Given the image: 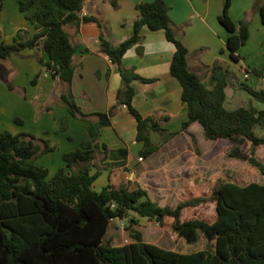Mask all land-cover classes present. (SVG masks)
I'll list each match as a JSON object with an SVG mask.
<instances>
[{"label":"trees","instance_id":"16d2710c","mask_svg":"<svg viewBox=\"0 0 264 264\" xmlns=\"http://www.w3.org/2000/svg\"><path fill=\"white\" fill-rule=\"evenodd\" d=\"M18 1L20 11L35 25L36 32L27 37L20 29L11 42H0V61L26 48L39 47L48 54L47 60L38 58L45 69L60 81L71 83L76 46L65 25L80 21L78 12L85 0ZM113 4H117L115 0ZM230 6L231 0H226L219 20L230 32L227 39L230 56L238 61L242 58L238 50L250 37V21L242 19L236 24ZM136 8L140 14L133 33L120 45L113 46L101 35L102 47L122 77L117 103L107 111L86 113L71 91L59 97L58 103L66 106L73 116L88 121L81 147L63 154L68 170L61 167L49 176V169L37 163L40 156L55 149L48 139L26 131L0 132V264H264V181L241 184L218 178L208 191H192L176 206L161 205L143 187L130 189L108 184L100 190L95 188L98 173L91 174L89 166L100 147L101 128L112 124L119 105L125 104L137 119V138L145 143L143 154H151L157 148L151 142L150 131L166 130L153 117H145L133 103V81L152 79L142 77L123 63L126 52L141 41L143 27L163 30L175 45L170 70L181 82L182 100L189 114L183 129L198 121L206 138L230 142L229 157L248 160L264 175V162L256 156L257 146H264V135L255 132L257 125L264 127V108L258 109L253 104L226 106L228 79L221 63L216 62L211 69L212 86L190 69L189 50L178 37L165 0L139 2ZM253 8L260 12L264 23V0H255ZM83 20L96 19L86 16ZM252 72L264 79V67H254ZM42 73L43 70L36 73L33 84ZM7 84L11 90L19 91L11 81L7 80ZM241 86L264 103V87L256 88L245 81H241ZM22 91L26 97L25 88ZM36 106L39 116L41 107ZM42 108L50 111L52 105ZM15 121L22 123L23 119L17 116ZM67 128L68 118L63 117L61 130ZM247 141L250 154L243 150ZM104 150L105 157L119 155L124 160L128 152L126 148L109 150L105 144ZM78 163L82 167L72 170ZM209 202L216 204L213 221L182 219L183 209ZM131 210L166 226L176 243L183 239L196 242L202 233L207 248L182 252L148 242L136 228L139 218L130 217ZM118 218L129 219L127 228L132 240L115 245L109 232L113 220Z\"/></svg>","mask_w":264,"mask_h":264},{"label":"crops","instance_id":"0c3cea01","mask_svg":"<svg viewBox=\"0 0 264 264\" xmlns=\"http://www.w3.org/2000/svg\"><path fill=\"white\" fill-rule=\"evenodd\" d=\"M115 1L116 5L113 0H85L78 12L80 21L65 25L76 46L71 83L60 81L53 72L45 69L38 58L47 60L48 54L39 47L26 48L20 53L12 54L8 60L0 61V132L6 129L13 133L26 131L48 139L55 150L39 157L37 163L49 169V176L54 175L61 167L68 170L63 154L81 147L82 135L88 125L87 120L73 116L66 106L58 103L61 93L71 91L86 113L107 111L117 103L122 77L118 66L102 47L101 35L113 46L120 45L133 33L134 22L140 14L136 5L152 0ZM165 1L178 37L189 50L190 69L199 73L209 86L214 83L211 69L216 62L224 67L228 86L233 89V93L239 82L251 78L254 67H264V23L260 12L253 8L255 0H231L230 15L236 24L242 19L248 18L250 21V37L238 50L242 56L238 61L230 56L227 49L230 32L219 20L226 0ZM86 16H92L96 20H83ZM20 29L24 30L27 37H32L36 32L35 25L20 11L19 1L4 0L0 4V42H11ZM141 36V41L126 52L123 63L128 68H134L142 77L152 80L133 81V103L145 117H153L166 130L150 131L151 142L157 148L151 154H143L145 143L137 138V119L125 104L119 105L112 124L101 128L98 139L100 147L89 170L91 174L98 173L94 181L97 190L108 184L115 187L127 186L130 189L143 187L161 205H170L169 201L172 199L178 204L188 193L208 190L220 178L206 181L197 180L198 177L195 176L193 182L189 169H204L205 160L214 166L221 155L216 152L210 154L209 151L205 155L201 150L199 137L205 134L198 121L183 129L189 114L187 105L182 100L181 82L170 70L175 45L167 39L163 30L143 27ZM40 70L43 73L33 84L32 79ZM245 70L249 71L247 79H244ZM255 77L252 85L258 88L257 85L262 83L261 88L264 87V79L257 75ZM7 80L19 91L11 90ZM22 88H25L26 97L21 95ZM230 98H227L226 103ZM35 103L41 107L51 104L53 109L37 118ZM261 103L262 106L253 104L258 109H263L264 103ZM17 116L23 119L22 123L15 121ZM63 117L68 118L66 130H61ZM213 141H224L227 148L230 146V142L224 138ZM104 144L109 150L126 148V159L119 155L105 157ZM216 146L213 143L212 148ZM203 156L208 157L204 159ZM224 156L230 162L237 160L229 157L227 150H224ZM191 159H197V163H189ZM81 167L82 164L78 163L72 170L77 171ZM214 169L218 170V167L212 171ZM262 177L257 182L262 183L263 174ZM98 184L100 189L97 188ZM134 217L139 218L138 224H142L145 219L149 220L147 217Z\"/></svg>","mask_w":264,"mask_h":264},{"label":"rangeland","instance_id":"374dc122","mask_svg":"<svg viewBox=\"0 0 264 264\" xmlns=\"http://www.w3.org/2000/svg\"><path fill=\"white\" fill-rule=\"evenodd\" d=\"M244 79H247V78H244ZM254 79H256V77H255V74L252 73L251 78L244 80V81L252 85L253 84L252 82L254 81ZM261 85L262 83L258 84L257 87L261 88ZM253 103L254 104L257 103V106L263 105L261 102L254 99L250 95V93L241 86V82H239L238 85L235 86V93H233L231 98L228 99L226 106L228 108H234L240 105H248V104H253ZM34 107L36 109L37 118L42 113L47 111L43 109L40 105L41 108L38 109V111H40V115L37 116L36 104H34ZM255 132L258 135L263 136L264 127L257 125L255 127ZM199 139H200L199 146L201 150L205 153V155H207L206 153L207 151H209L210 154L216 152L217 154L221 156L216 160V162L214 163V166L211 163H209V161L205 160L203 162L204 169L199 170V169H195L191 167L189 169V172L191 174V181L194 182L195 176L198 177L197 180L205 179L206 181H211L218 177L223 178L225 180H231V181L241 182V183H248L251 181L262 180L263 177H262L261 172L255 166H253L248 160L237 159V160H233L232 162H230L228 158L224 156V150L228 149L226 142L224 141L214 142L213 140L207 139L204 135L199 137ZM213 143L217 144L216 148L214 149L212 148ZM243 150L247 154H250V141L246 142ZM187 156H190L189 153H187ZM256 156L264 162V146L262 145L257 146ZM207 157L203 156L204 159H207ZM189 163H197V159H191L189 160ZM216 166L218 167V170L214 169V171H212V169L216 168ZM206 170L208 173L206 172ZM205 185L208 186V183H206ZM97 188L100 189L99 184L97 185ZM208 190H205V191H208ZM174 200L175 199H172L169 201L170 205L176 206L177 201L176 200L174 201ZM134 215L139 216V214L136 211L131 210L130 217ZM194 217L205 219L208 221H213L216 217V204L214 202H209V203L201 204L196 207H187L183 209L182 219H188V218H194ZM128 224H129V219H114L113 220L109 235H112L114 244H121V243L123 244V243H127L126 241L129 242L131 240L130 238L132 237L130 235V230L127 228ZM136 228L143 232L144 238L147 241L157 243L166 248L176 249L182 252H194L197 250L207 248V240L203 236L202 233L200 234L199 240L196 242H188L185 239H183V241L176 243L170 230L167 227L162 226L161 224L157 223L154 220L145 219L144 222H142V224L136 225Z\"/></svg>","mask_w":264,"mask_h":264},{"label":"water","instance_id":"95a60500","mask_svg":"<svg viewBox=\"0 0 264 264\" xmlns=\"http://www.w3.org/2000/svg\"><path fill=\"white\" fill-rule=\"evenodd\" d=\"M225 92H226L227 97H231L233 95V89L229 86L225 88Z\"/></svg>","mask_w":264,"mask_h":264},{"label":"built area","instance_id":"2783aa9c","mask_svg":"<svg viewBox=\"0 0 264 264\" xmlns=\"http://www.w3.org/2000/svg\"><path fill=\"white\" fill-rule=\"evenodd\" d=\"M248 76H249V71L245 70V71H244V77H245V78H248ZM124 226H125V225H124ZM126 242H128V241H126Z\"/></svg>","mask_w":264,"mask_h":264}]
</instances>
